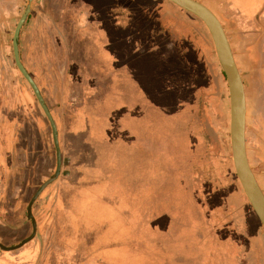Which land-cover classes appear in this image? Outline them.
Here are the masks:
<instances>
[{
    "label": "rangeland",
    "instance_id": "rangeland-1",
    "mask_svg": "<svg viewBox=\"0 0 264 264\" xmlns=\"http://www.w3.org/2000/svg\"><path fill=\"white\" fill-rule=\"evenodd\" d=\"M89 2L34 0L17 37L57 130L61 168L45 189L66 192L69 213L37 198L34 219L53 222L43 232L55 240L58 223L80 236L83 246L69 247L82 253L78 264L95 254L99 264H264V229L234 171L228 88L205 25L168 0H110L109 11L96 8L110 22ZM3 33L0 23V243L10 247L30 235L27 205L56 156ZM239 71L246 154L264 193L252 73Z\"/></svg>",
    "mask_w": 264,
    "mask_h": 264
},
{
    "label": "crops",
    "instance_id": "crops-1",
    "mask_svg": "<svg viewBox=\"0 0 264 264\" xmlns=\"http://www.w3.org/2000/svg\"><path fill=\"white\" fill-rule=\"evenodd\" d=\"M109 1L110 0H95L94 3H91L90 0L89 4L96 13L95 17H101L108 21L110 20L108 16H103V14H106L107 10H110ZM85 2L87 3V0H82V3L86 4ZM26 3L27 0H0V23H2L3 26L4 38L8 37V34H12L13 37L16 24L22 16L20 13L21 8L24 4L26 5ZM203 4L208 7L221 22L231 46L232 53H234V55H239L241 66L237 64L238 60H236L237 62L235 61L239 69H249L252 73L253 117L256 125L254 144L256 149L261 151V156L258 160L264 167V0H204ZM100 6L106 8V12L102 15L99 10H96V8ZM28 18L27 16L26 20H28ZM26 20L25 22H27ZM24 24L25 23H23L20 28V35L23 32ZM261 92L262 96L260 97ZM65 194L67 193L63 191L52 193L51 190L45 189L39 194L37 197L38 199H36L39 200L37 202H41V200L46 201V199H48L47 201L53 200L56 209L61 210L60 212L63 210V212L67 213L65 205L67 200ZM68 214L69 213H67V215ZM70 221L74 220L70 219ZM35 222L36 229L34 237L18 249L12 251L2 250V252H0V264L79 263L78 260L80 261L82 258L79 255H82V253L77 252V245L83 246L84 244L79 235L68 238L67 233H65L66 229H68V225L63 224V226H61L62 224L58 223L57 229L64 232H59L63 237L59 238V240H55L52 233L48 236L43 232V227L46 225H54L53 222L46 223L37 220H35ZM58 225H60V227H58ZM76 230L78 229L74 227L73 231ZM69 247H76V249L70 251ZM100 260L102 262L105 261L99 256L96 257V254L94 258H91L92 264H99Z\"/></svg>",
    "mask_w": 264,
    "mask_h": 264
},
{
    "label": "water",
    "instance_id": "water-1",
    "mask_svg": "<svg viewBox=\"0 0 264 264\" xmlns=\"http://www.w3.org/2000/svg\"><path fill=\"white\" fill-rule=\"evenodd\" d=\"M31 1L32 0H27L25 10L14 29L12 37V50L14 61L18 70L28 82L33 94L36 97V100L38 101L39 106L41 107L44 115L49 121L52 132L53 145L55 149L56 166L54 173L38 187L36 192L31 197L30 201L28 202L26 213L27 220H29L32 225L31 234L27 238L21 240L17 245L7 247L0 243V249L3 251H12L18 249L34 237L36 222L31 210L32 205L39 194L45 189V187H47L57 179L61 168V152L58 144L57 130L54 120L36 84L23 67L18 53L17 37L19 35L22 24L25 22L30 12ZM168 1L196 16L199 20L202 21L210 34L216 57L225 76L228 88L230 149L234 171L247 201L249 202L254 214L256 215L257 219L264 229V193L262 192L255 178V175L250 168L246 154V99L244 84L241 78L240 71L235 62V58L232 53L227 35L217 16L201 2L197 0Z\"/></svg>",
    "mask_w": 264,
    "mask_h": 264
}]
</instances>
